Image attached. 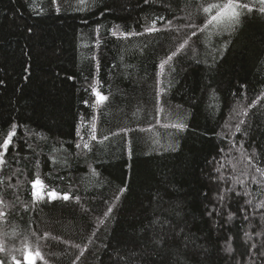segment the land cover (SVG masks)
I'll use <instances>...</instances> for the list:
<instances>
[{"label":"trees","instance_id":"obj_1","mask_svg":"<svg viewBox=\"0 0 264 264\" xmlns=\"http://www.w3.org/2000/svg\"><path fill=\"white\" fill-rule=\"evenodd\" d=\"M57 2L59 13L50 0H0V143L17 126L0 171V260L26 264L30 248L41 253L34 264H142L133 243L160 214L158 193L163 216L203 246V264H264L258 0H241L252 11L216 39L214 25L201 31V6L224 0ZM159 16L161 31L144 33ZM92 86L109 98L96 108ZM37 176L70 199L33 203Z\"/></svg>","mask_w":264,"mask_h":264},{"label":"snow or ice","instance_id":"obj_2","mask_svg":"<svg viewBox=\"0 0 264 264\" xmlns=\"http://www.w3.org/2000/svg\"><path fill=\"white\" fill-rule=\"evenodd\" d=\"M51 6L55 7V11L59 13L61 8L57 2V0H50ZM95 3V0H93ZM145 4H149V0H144ZM258 3L261 5L259 11L264 13V0H258ZM85 4V0H79V5L82 6ZM202 12L206 15V30L208 26H212L217 24L222 27L224 30H232V28L238 25L241 21V17L245 14V10L247 12H251L252 8L249 7L247 3H241V0H224L223 3H212L207 6H201ZM79 10H85L84 7H79ZM227 18V21L220 25L218 22L221 21L222 18ZM164 17L159 16L157 19L152 20L150 25H146L144 27V33L152 34L155 32L161 31V29L156 27L157 20H163ZM172 24V21H168V24L165 26L167 29ZM186 27L192 28L194 25L189 23ZM113 36H116L117 33L113 31L111 33ZM132 35H141V33H126L121 32L120 36L127 39ZM192 35L196 36V31H192ZM187 43V41H185ZM184 48V44H181L176 52H173L170 56H168L167 60L161 62L159 65L161 71H163L164 65L168 60H172L174 56L177 55ZM95 59V57H93ZM72 79V77H69ZM91 93L95 96V100L91 102V107L96 108L102 104H104L109 98L104 95L96 86L91 87ZM159 96V93H157ZM85 105H89V101H84ZM244 115H247L245 112ZM241 124L244 123L243 120L240 121ZM16 125H12V130L7 132L6 137L3 139V142L0 143V171H2V166H4L6 161V154L9 151L10 145L13 142V138L16 136ZM167 127V125L165 126ZM171 127L176 128L177 130H183L186 127L183 124H173ZM237 132L240 131L239 125L236 128ZM88 138L90 140H97V128L96 124L93 122L90 126V129H86ZM127 131V130H125ZM77 135L80 136L81 140H84V137L80 134V129H77ZM105 140L108 139L107 136L104 137ZM77 148L81 147V144L76 145ZM83 147L85 149L89 148V144L87 142L83 143ZM251 163V160L249 161ZM256 171L260 173V176L264 178V169L257 167ZM252 182L257 183V179L255 176L252 177ZM0 183H3L0 180ZM243 183V181H241ZM47 185H45L44 181L37 176V178L31 181V197L33 203H40L44 200H47L49 203L55 201L57 199H62L64 201H68L70 196L68 193H59L55 189L50 191H46ZM121 191H124L123 189ZM222 199V197H221ZM154 200L157 201V205L153 206L152 211L154 213L159 212L160 214L155 215L154 218L148 220V222L142 227V231L144 233L143 236L138 237V242L133 243V247H140L143 245L145 251L142 253V264H181L180 257H183L185 264H188L190 261L191 264H203V261L199 259L201 256L200 249L203 247L202 245L196 244V239L190 234L188 230V224L185 222L181 225L180 222L175 221L173 219H169L166 216H163V211L159 209V203L162 202V197L157 196L154 197ZM2 203V201H0ZM151 203V202H150ZM246 203H251V201H247ZM258 207H264V202H262ZM113 211L111 207L108 208L107 212L104 214L106 217ZM243 211V209H242ZM5 214L0 212V218H3ZM176 216H179V213H176ZM231 219V215L229 216ZM245 220L248 219L247 216L244 217ZM103 222V221H101ZM245 236H248V233L245 232ZM252 247H256V245H252ZM3 248H0V251H3ZM227 252H232L231 246L225 249ZM83 255V253H81ZM261 256H264V252L260 253ZM176 257L174 260L173 257ZM37 257H41V253L39 251L32 252L30 248L25 249L24 258L27 261V264H34L35 259ZM79 259V257H77ZM13 264H19V261L16 260L15 257L12 258ZM0 264H5L4 260H0Z\"/></svg>","mask_w":264,"mask_h":264},{"label":"rangeland","instance_id":"obj_3","mask_svg":"<svg viewBox=\"0 0 264 264\" xmlns=\"http://www.w3.org/2000/svg\"><path fill=\"white\" fill-rule=\"evenodd\" d=\"M245 3V2H243ZM227 21V18H222L220 22H218L220 25L224 24ZM215 28H213L211 35L215 38L219 35H223L227 30H224L222 27L218 26L217 24H214ZM215 38V39H216Z\"/></svg>","mask_w":264,"mask_h":264},{"label":"water","instance_id":"obj_4","mask_svg":"<svg viewBox=\"0 0 264 264\" xmlns=\"http://www.w3.org/2000/svg\"><path fill=\"white\" fill-rule=\"evenodd\" d=\"M24 262L27 264V261H25V258L23 257Z\"/></svg>","mask_w":264,"mask_h":264}]
</instances>
